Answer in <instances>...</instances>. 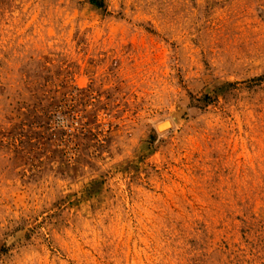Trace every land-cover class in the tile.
Masks as SVG:
<instances>
[{
  "label": "rangeland",
  "instance_id": "rangeland-1",
  "mask_svg": "<svg viewBox=\"0 0 264 264\" xmlns=\"http://www.w3.org/2000/svg\"><path fill=\"white\" fill-rule=\"evenodd\" d=\"M98 2L0 0V264H264V0Z\"/></svg>",
  "mask_w": 264,
  "mask_h": 264
},
{
  "label": "trees",
  "instance_id": "trees-1",
  "mask_svg": "<svg viewBox=\"0 0 264 264\" xmlns=\"http://www.w3.org/2000/svg\"><path fill=\"white\" fill-rule=\"evenodd\" d=\"M93 4H95L96 6L98 7H101L102 6V3L101 2H98L99 0H90Z\"/></svg>",
  "mask_w": 264,
  "mask_h": 264
},
{
  "label": "bare ground",
  "instance_id": "bare-ground-1",
  "mask_svg": "<svg viewBox=\"0 0 264 264\" xmlns=\"http://www.w3.org/2000/svg\"><path fill=\"white\" fill-rule=\"evenodd\" d=\"M176 110H177V109H176ZM168 125H169V123H168L166 126L168 127ZM166 126H165V127H166Z\"/></svg>",
  "mask_w": 264,
  "mask_h": 264
}]
</instances>
